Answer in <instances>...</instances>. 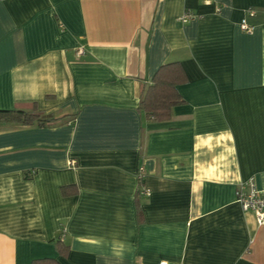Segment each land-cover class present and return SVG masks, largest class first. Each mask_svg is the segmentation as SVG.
<instances>
[{
	"label": "crops",
	"instance_id": "obj_1",
	"mask_svg": "<svg viewBox=\"0 0 264 264\" xmlns=\"http://www.w3.org/2000/svg\"><path fill=\"white\" fill-rule=\"evenodd\" d=\"M171 61L183 101L146 118ZM32 107L60 120L0 125V264H264L235 197L264 189V0H0V109Z\"/></svg>",
	"mask_w": 264,
	"mask_h": 264
},
{
	"label": "trees",
	"instance_id": "obj_2",
	"mask_svg": "<svg viewBox=\"0 0 264 264\" xmlns=\"http://www.w3.org/2000/svg\"><path fill=\"white\" fill-rule=\"evenodd\" d=\"M257 16H259L258 9L256 15L250 20L255 22ZM185 78L180 62L171 61L162 64L156 71L151 83L139 97L138 109L145 114L146 118L154 120L167 119L170 116L172 107L183 101L176 86ZM59 120L60 118H54L36 107L31 109H0V125L45 126ZM67 190L68 186L62 187L64 195L68 194ZM56 245L59 254L65 255L67 253L68 245L62 239L58 238ZM32 264L60 263L56 258L44 257L34 259Z\"/></svg>",
	"mask_w": 264,
	"mask_h": 264
},
{
	"label": "built area",
	"instance_id": "obj_3",
	"mask_svg": "<svg viewBox=\"0 0 264 264\" xmlns=\"http://www.w3.org/2000/svg\"><path fill=\"white\" fill-rule=\"evenodd\" d=\"M257 13V9L249 8L246 11V14L239 22V27L243 32H251L255 26V23L250 20V18L254 17ZM192 14L189 12H184L181 17H179L180 21L184 22L188 19L192 18ZM83 50L80 47L77 49V53H82ZM70 165L74 164V161L69 162ZM143 171L142 169L138 172V179L142 180ZM145 194L148 193V190L145 189ZM236 201L240 204L242 210L244 211H252L255 213L257 221L259 223H264V189H259L253 177L242 181L235 192Z\"/></svg>",
	"mask_w": 264,
	"mask_h": 264
}]
</instances>
